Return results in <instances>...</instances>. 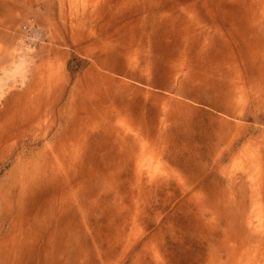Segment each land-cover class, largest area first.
Listing matches in <instances>:
<instances>
[{
    "label": "rangeland",
    "instance_id": "374dc122",
    "mask_svg": "<svg viewBox=\"0 0 264 264\" xmlns=\"http://www.w3.org/2000/svg\"><path fill=\"white\" fill-rule=\"evenodd\" d=\"M0 264H264V0H0Z\"/></svg>",
    "mask_w": 264,
    "mask_h": 264
}]
</instances>
